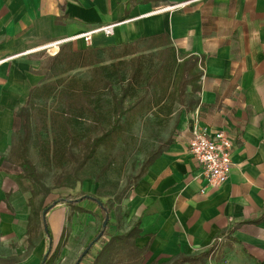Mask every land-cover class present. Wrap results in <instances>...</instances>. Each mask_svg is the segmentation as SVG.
I'll list each match as a JSON object with an SVG mask.
<instances>
[{"label": "crops", "instance_id": "crops-1", "mask_svg": "<svg viewBox=\"0 0 264 264\" xmlns=\"http://www.w3.org/2000/svg\"><path fill=\"white\" fill-rule=\"evenodd\" d=\"M117 23L111 37L95 34L90 45L76 40L61 48L98 49L108 63L107 49L120 52L126 44L167 35L179 62L198 57L203 75L200 92L192 95L198 105L183 111L174 143L132 190L111 232L126 233L141 220L135 244L148 248L144 264L204 252L217 237L228 246L225 264H264V0H0V264H42L50 246L49 264H75L94 239L102 212L84 201L79 207L87 213L66 204L48 211L51 237L44 217L31 223L30 244L33 186L9 155L29 82L34 87L43 81L32 72L40 70V53L29 51ZM163 49L139 55L157 56ZM23 86L25 95L19 92ZM194 126L226 130L235 140L228 181L206 194L189 154ZM52 195L46 204L55 200ZM97 245L80 264L93 263L102 249Z\"/></svg>", "mask_w": 264, "mask_h": 264}, {"label": "trees", "instance_id": "trees-1", "mask_svg": "<svg viewBox=\"0 0 264 264\" xmlns=\"http://www.w3.org/2000/svg\"><path fill=\"white\" fill-rule=\"evenodd\" d=\"M171 43L167 35H161L143 39L134 44H126L120 52L107 49L109 64L105 63L100 50L77 51L70 44L63 46L56 56L46 59L43 66L44 72H42L43 82L30 88L23 105L16 113L20 123V137L12 155L20 168V177L30 181L33 186L30 200L32 209L29 228L30 244H33L31 223H42L43 212L53 203L66 204L79 213H87L84 208L79 207L81 202L89 201L97 204L100 202L101 205H98L102 212L101 219L104 221L109 214L110 222L104 235L96 242L102 246V249L97 253L92 264H144L148 248L139 249L135 244L142 233L141 220L136 221L126 233L115 234L111 232L112 214L115 211L118 221L122 220L121 206L124 200L129 198V194L146 175L148 169L174 143L175 131L183 116L182 110L178 113L167 140L148 154L139 172L131 176L127 185L114 194L113 201L110 198L106 201L99 198L100 187L98 196L82 192L77 195L59 197L46 204L52 188L45 184V174L38 171L30 154V145L34 137L33 109L38 107V101L44 102L45 105L54 98L64 101L63 111L50 112L49 115L54 135L53 146L49 142H41L39 149L40 155L49 165L57 164L64 173L56 181L55 188H74L78 183L92 179L85 172L98 150L123 142L128 138L129 132L139 118L149 112L157 118L163 114L169 117L173 115L175 103H179L182 109L187 111H193L198 105L199 101L194 100L192 95L201 90L200 81L203 72L199 69V58L190 56L179 62L176 50L170 47ZM158 47H165V49L159 51L156 56L158 66L147 80L146 93L138 97L134 90L138 83L137 78L143 74V55L139 53L142 49ZM126 57L132 58L126 60ZM200 65L203 67L204 62L201 61ZM85 67L93 69V81L76 79L64 81L63 77L66 74ZM126 67H130V78L126 77ZM116 83L120 86L118 91L115 89ZM190 88L191 99H187ZM104 91L108 93V98H104ZM72 95H76V100L70 99ZM84 115L99 123L106 121L107 128L101 135L94 138L79 136L73 128L79 124ZM74 149H78L77 152ZM67 165H71L70 170L66 169ZM98 180L96 182H99ZM47 235L51 237L50 230ZM219 251V245L216 246L214 243L211 249L195 255H180L169 264H210ZM45 264H49V261L47 260Z\"/></svg>", "mask_w": 264, "mask_h": 264}, {"label": "rangeland", "instance_id": "rangeland-1", "mask_svg": "<svg viewBox=\"0 0 264 264\" xmlns=\"http://www.w3.org/2000/svg\"><path fill=\"white\" fill-rule=\"evenodd\" d=\"M48 57L51 56L45 52L38 54L37 61L41 64L40 70L32 71L37 76L43 77V80V66ZM130 58L132 57H127L126 60H130ZM109 63L110 62H108L107 64ZM157 66L158 61L155 53L143 54V74H141L139 78H137L138 83H136V88L134 90V93L138 97L146 93L147 89L145 85L148 82L147 80L149 76L156 70ZM125 72L126 77L130 78V67H126ZM93 77V69L85 67L77 68L74 71L66 74L63 78L66 82L71 79L93 81ZM29 86L32 87L33 84L29 82ZM25 89L26 88L23 86V88L19 91L20 94L25 95ZM115 89L117 91L120 89L119 83L115 84ZM104 98H108V93L106 91H104ZM70 99L72 101L76 100V95H72ZM37 106L38 107L36 109H33L32 124L34 137L30 145V154L38 171L45 174V184L48 187L52 188V196H54L55 199H58L59 197H66L70 194H80L82 192L91 194L96 193V195L98 196V189L101 187V194L99 198L103 199L104 201L108 200V198L113 201L114 194L122 190L127 185L128 179L131 176H135L139 172L141 165L148 154L152 152V150L156 149L162 142L166 141L169 137L180 110H182V112L184 111L179 103H175L173 115L169 117L163 114L159 118H157L153 113L149 112L138 119L132 131L129 132L128 138H126L123 142H120L116 145H111L107 148H100L95 155V158L91 160L87 165V170L85 172L88 177L92 178L89 179V182H93L96 188L91 187L93 186V183L92 185H90L88 180L78 183L74 188H55L56 181L64 173L62 172V170H60L57 164L53 163L49 165L47 161L40 155L39 148L41 142H49L53 146L54 135L49 115L50 112L63 111L65 109V104L64 101L54 98L47 102V105H45L42 101H38ZM17 124L18 125L14 131L12 150L9 155V159L11 160V162L18 166V163L14 161V158L12 156L18 145L20 137V124L19 122ZM106 128V121H102L101 123H99L94 121L92 118L84 115L80 119L79 124L75 126L73 130L76 132V134L83 138H94L101 135ZM74 150L75 152H77L78 149ZM66 169L70 170L71 165H67ZM96 180H98L99 182H96ZM127 199L124 200L122 206L125 205ZM117 218L118 217L116 215V212L114 211L111 219V222L114 225H117ZM102 224L103 220L100 217L96 224L94 239L97 236L98 232L101 230ZM217 239L218 237L216 238L214 243L217 242ZM222 243L219 246V253L214 256V259L210 261V264H225L227 262L228 246L227 244L222 245ZM97 244L99 243H95V246H98Z\"/></svg>", "mask_w": 264, "mask_h": 264}, {"label": "built area", "instance_id": "built-area-1", "mask_svg": "<svg viewBox=\"0 0 264 264\" xmlns=\"http://www.w3.org/2000/svg\"><path fill=\"white\" fill-rule=\"evenodd\" d=\"M184 5L169 6L159 11H173ZM120 24H109L78 36L49 42L29 51V53L45 52L53 57L60 52L61 46L67 42L83 40L87 45H90L95 34L111 37ZM234 145L235 140L226 130L211 132L208 128L194 126L189 141V154L199 166V178L202 180L201 194H206L209 189L221 187L228 181L234 167ZM222 242L223 238L218 237L215 244L220 246Z\"/></svg>", "mask_w": 264, "mask_h": 264}, {"label": "water", "instance_id": "water-1", "mask_svg": "<svg viewBox=\"0 0 264 264\" xmlns=\"http://www.w3.org/2000/svg\"><path fill=\"white\" fill-rule=\"evenodd\" d=\"M99 205H101V203L99 202L98 203ZM57 205V203H53L48 209H46L44 212H43V217H44V228H45V232L47 234H49V229H48V224H47V221H46V215L48 213V211H50L53 207H55ZM110 222V215L107 214L104 221H103V224H102V228H101V231L98 235V237L86 248V250L82 253V255L80 256L79 260L76 262V264H80L81 261L83 260V258L88 254V252L92 249L93 245L99 241L101 239V237L104 235L105 231H106V228L108 226ZM51 249L52 247L50 246L49 248V251L48 253L45 255V257L43 258V261H42V264H45L49 258V255H50V252H51Z\"/></svg>", "mask_w": 264, "mask_h": 264}]
</instances>
